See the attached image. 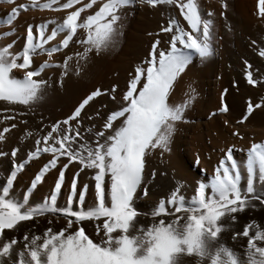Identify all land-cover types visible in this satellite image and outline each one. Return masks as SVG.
Wrapping results in <instances>:
<instances>
[{
  "label": "bare ground",
  "instance_id": "6f19581e",
  "mask_svg": "<svg viewBox=\"0 0 264 264\" xmlns=\"http://www.w3.org/2000/svg\"><path fill=\"white\" fill-rule=\"evenodd\" d=\"M64 3L67 0H36V6H31L32 0H16V5L24 4L26 7L13 18L11 8L16 5L0 0V54L8 62L15 58L17 64L22 63L29 25L32 26L33 43L42 45L29 52L28 68H13L8 78L23 80L27 71H38L39 75L32 79L44 81L38 89V98L27 105L0 99V137L5 128L9 129L17 122L22 113L17 110L22 107L42 118V123L56 122L62 125L63 135L66 129H73L67 133L72 145L94 148L98 132H102L104 137L114 136L123 125L127 114L116 117L105 128L112 113L127 107L124 95L136 77V69L140 68L142 72L133 95H137L143 87L148 62L152 59L150 54L156 55L158 66V52L170 50L173 35L191 34L201 42L204 39V24L208 22L209 56L200 57L194 49H184L177 41V47L189 54L190 64L173 81L167 103L169 107L181 110V119L172 122L173 130L167 150L157 147L144 157L141 184L133 200V207L138 212L133 223L137 228L146 230L161 219L168 223L176 215L181 217L182 222L186 220L187 212L175 213L176 204L165 203L166 214L154 217L152 213L159 207V199L171 196L172 192L184 197V207L191 206L192 197L201 183L205 185L206 197L211 195V182L216 177L217 169L221 174L223 172L220 168L222 160L224 166L230 169L233 164L236 165L232 171L239 172V187L245 193L247 154L252 145L264 147V55L261 54L264 52V15L260 13L259 0H191L199 16L195 30L185 19L188 9L181 11V6L187 5L189 0H161L155 5L148 4L147 0H78L67 9L62 7ZM45 4L51 7H41ZM105 4L117 5V20L112 25L114 37L107 47L97 51L84 43L88 32L79 27L72 34L69 44L60 47L69 31L62 27L67 15L83 9L77 18V24H82L87 16L95 15ZM109 19L110 16H105L100 22L106 23ZM170 24V31H162ZM41 26L43 36L40 35ZM54 30L56 35L52 40H47ZM154 43L155 52L152 49ZM54 47L59 51L49 56L48 51ZM249 74L253 84L248 83ZM97 90L100 95L93 97L81 109L77 118L79 126L72 120L64 125L63 121ZM249 105L252 106L251 112L247 111ZM6 111H9L8 115H5ZM99 143H105L104 139ZM229 154L233 156L232 160L227 159ZM51 158V153L37 157L16 178L13 191L35 202L56 200L58 203L68 200L69 195H72L73 201H80L76 192L80 190L79 193L84 192L80 205L93 207L96 203L95 182L87 180L91 174H88L89 177H85L87 173L84 177L80 174L82 178L77 177L76 191L72 193L71 177L78 168L77 163L69 164L61 188L55 189L57 169L67 163L66 157H63V162L57 161L56 168L46 172L37 184L30 182V178L37 175ZM84 185H87L86 189ZM103 188L106 206H110L109 177L104 179ZM254 188L257 192H264L258 165L255 168ZM31 190L33 194H29ZM145 193L148 194L145 197L140 195ZM261 206L259 200H251L243 210L226 213L218 221V226L224 227V231L214 242L224 244L241 264H246L247 239L253 237L257 230L264 232V206ZM237 207L239 209V205ZM67 219L62 213H50L44 216L43 221L48 225L51 223L60 232L66 226ZM245 226L249 228L248 237L243 236ZM100 229L103 232V228ZM94 233L93 241L98 243L95 230ZM118 234L112 233L113 236ZM254 243L258 247L264 246V240H255ZM189 256L190 259L186 260V256L185 261L181 259V262L197 264L201 260L195 255ZM221 258L226 261L223 254ZM201 262L208 264L210 259L205 257Z\"/></svg>",
  "mask_w": 264,
  "mask_h": 264
},
{
  "label": "snow or ice",
  "instance_id": "6c2138e0",
  "mask_svg": "<svg viewBox=\"0 0 264 264\" xmlns=\"http://www.w3.org/2000/svg\"><path fill=\"white\" fill-rule=\"evenodd\" d=\"M7 2L16 5V0H7ZM159 2L161 0H147L150 5ZM75 3H78V0H67V3H64L62 7L67 9ZM259 4L261 6L260 13L264 15V0H259ZM31 6H36V0H32ZM25 7L24 4L13 6L11 17L15 18L18 12ZM41 7H51V5L45 4ZM85 7H90V5H85ZM116 7L115 4H105L95 15L87 16L82 24H77V18L83 9L72 11L63 21L62 27L69 31L60 47L69 44L72 34L76 32L78 27L87 29L88 37L84 43L90 44L97 51L107 47L114 37L112 25L117 20ZM184 8L188 9L185 13V19L192 29H197L199 16L191 0L187 5L181 6L182 12ZM105 16H110V19L106 23H101L100 21ZM170 29L171 24L162 31L168 32ZM40 35L43 36L42 26ZM55 35L56 31L54 30L47 37V40H52ZM208 36V22H205L204 39L201 42H198V38H194L191 34L173 35L170 50L158 52V66L156 65V55L150 54L152 59L148 62L149 66L146 70L143 87L137 95H133L142 72L140 68H137L136 77L124 95V100L128 102L127 107L112 113L108 117L105 128L109 127L116 117H123L127 114L123 125L115 132L114 136L104 137L102 132H98L96 134V146L89 150L86 156L72 147V141L67 134L69 131H74L71 128L66 129L65 134L54 141L57 146L37 148L35 152L29 154L30 158L38 156L41 151L52 154V158L44 163L39 173L35 175L33 184L41 181L44 174L50 169L56 168L60 157H67L68 163L57 169L56 190L61 188L65 170L73 161L78 162L80 170L85 167L94 169L95 205L89 211H72L69 207L61 210V213L65 218L75 217L77 221H91L101 217L104 219L103 232H101L100 227L95 228L96 238L99 240L96 243L89 238V235L85 234L82 227L76 228L71 234L65 236V232L73 228V220L68 218L66 226L58 234L50 235V238L44 239L39 248L32 247L27 253L30 257L28 264H179L185 255H195L201 260L207 257L210 259V264H241L233 253L223 245L217 247L214 253L211 249L213 242L217 241L218 234L222 231V228L218 226V221L226 213H236L238 210H243L246 203H250L251 200H259L260 204L264 205V199H261L264 192H257L254 188V175L257 165L259 166V180L264 182V147L252 145L247 154V188L245 193H242L239 187L241 179L239 172L233 173L232 171L236 165L233 164L232 169H230L224 166L222 160L220 168L223 169V172L221 174L220 169H217L216 177L211 182V195L206 197L205 185L201 183L195 196L192 197L191 206L184 207V197H178L176 192L171 193V198L167 203L177 205L175 207L177 214L182 211L187 212L186 220L182 222L181 217L176 215L170 222L165 223L161 219L158 223H153L147 227L146 230L142 227L137 228L133 223L138 216V212L133 207V200L134 194L137 193V188L141 184L144 157L146 153H150L152 149L157 147L167 150L173 130L172 122L181 119V110L173 109L167 103L173 81L190 64L189 54L177 47V41L183 45L184 49H194L200 57H206L211 54ZM38 47H42V45L33 43L32 26L29 25L27 43L23 49V62L17 64L15 58L8 62L5 56L0 54V99L18 101L20 104L27 105L30 101L38 98V89L44 83L43 80L32 79L39 75L38 71H27L23 80L8 78L11 69L28 68L30 64L29 52L35 51ZM152 49L155 52V43L152 45ZM55 51H59V48L50 49L48 55L51 56ZM261 54L264 55V52ZM248 83H254L250 74ZM97 95H100L99 90L92 92L72 115L63 121V124L68 125L69 120H72L76 122L78 127L77 118L80 116L81 109ZM247 111H252L251 105L248 106ZM4 132H8V129L5 128ZM54 132L59 135L57 126H53L52 131L43 136L42 140L47 144ZM76 135L79 136V133ZM101 139H104L105 143L100 144L99 140ZM37 143L39 144L40 141ZM229 152L231 153V150ZM0 155L5 154L0 152ZM11 156L16 157V149L11 151ZM227 159L232 160L233 156L229 154ZM23 167L24 164H20L16 167V171ZM79 174L80 172L77 171L71 177L73 194L76 191ZM106 175L109 176L111 186L110 206H106L103 188ZM84 188L86 189L87 185H84ZM79 199L80 201L84 200L83 191L80 192ZM67 203L68 205L72 204V195L68 196ZM237 205H239V209ZM48 210L57 211L55 209ZM44 211V208L22 209L21 206L0 198V233L6 229H13L19 221L31 220L34 215H42ZM161 214H166L163 199L159 201V207L152 213L154 217ZM51 231V228L47 229L44 235L48 237ZM117 231L119 234L113 236L112 233ZM243 236H249L247 226L243 228ZM255 240H264V232L257 230L253 237L247 239L246 264H264V246L258 247L254 243ZM16 244L17 241L12 239L0 246V264H13L11 253ZM33 245H35V240H33ZM27 247L28 245L25 244V248ZM41 254L46 256V261H41ZM222 254L226 257V261L219 259ZM24 256L23 251L19 252V260L16 264H25ZM197 264H200V260L197 261Z\"/></svg>",
  "mask_w": 264,
  "mask_h": 264
},
{
  "label": "rangeland",
  "instance_id": "374dc122",
  "mask_svg": "<svg viewBox=\"0 0 264 264\" xmlns=\"http://www.w3.org/2000/svg\"><path fill=\"white\" fill-rule=\"evenodd\" d=\"M15 102L19 103L18 101H15ZM21 109L22 110L24 109V110L22 111ZM17 111H19V113L22 112L24 114L20 113L19 114L20 117L17 120V122H15L14 127L13 126L10 127L8 129V132H3L0 137V152L5 154V155H0V176L2 178V181L0 182V198H3L10 203L17 204L21 206L22 209L44 208L45 211L42 215H34L31 220L19 221L17 222L16 225H14L13 229L11 230L6 229L4 230L3 233H0V246H2L4 242H10L12 239H15L17 241V244L13 246L12 253H11V259L13 260V264H16V262L19 260V252L21 251L25 253V256H24L25 264H28V262L30 261V257L27 255V253L32 249V247L35 246L39 248V246L43 244L44 239L50 238V235L59 233L58 232L59 229L57 227L53 226L51 223H49L48 225L47 222L43 221L44 216H47V214H50V213H61V210L65 208H69V207L71 208L72 211H89L91 210L92 207H84L80 205L81 202L79 200L77 201L72 200L71 205H68L67 200H63L62 202H58V203L56 200H48L47 202L43 200L42 202L41 201L35 202L29 199L28 197L22 195V193L13 191L15 180L23 172V170L26 167H28L30 164H32L36 160L37 157L42 156L44 154L46 155L45 152L41 151L38 156H33L30 158L29 154L32 152H35L37 148L43 149L45 146H52V147L57 146L54 141L58 140L60 136L63 135V128L61 127L62 125L60 126L59 123L57 124L56 122H53V123L44 122L45 123L44 124L42 123V118H39L34 113L30 114L32 113L30 110H25V108H22V107L19 108ZM27 113L29 114V116ZM8 114H9V111H6L5 115H8ZM53 126L58 127L59 135H57V133L54 132L52 138H50V140L46 144L42 140V137L47 135L50 131H52ZM25 128H26V131H25ZM23 130L25 131V133H23ZM25 134L27 135V137L25 136ZM37 141H40V143L38 144ZM81 146L82 145H72L73 148L75 149L77 148V150L81 152L80 154L85 155V156L87 155V152L89 150L93 149L92 146H89V145L87 146L83 145L82 147ZM13 149H16V157L11 156V151ZM58 161L63 162V157H60ZM20 164H24V167L20 168L19 171H16V167L19 166ZM74 164H76V166L78 167L77 170L75 169L76 171L82 172L84 170L82 173L80 172L82 177H84L85 173H87L85 177L86 176L89 177L88 174H91L90 178H87V180L88 179L93 180V176L95 175L94 169H88L85 167L83 168V170H80V166L78 165V162L73 161V165ZM81 176L79 177L77 176V177L80 179L82 178ZM107 177L109 176L106 175L105 178ZM34 178L35 176L33 178H30L31 180L30 182H33ZM78 178L77 180L79 181ZM37 183L38 182H36L35 184ZM79 191L80 190L76 191L78 196H80ZM31 193L33 194L34 191L31 190L29 194ZM140 195L145 197V194H140ZM147 195L148 194H146V196ZM177 196H180V195H177ZM170 198L171 196H167L165 198L163 197L162 199L165 200L166 204H168L167 201ZM162 199H159V201ZM263 206L264 205H262L261 207ZM48 209H55L57 211H49ZM5 211H7V209H5ZM68 218L74 220L73 228H71L73 229V231H75L76 228L82 227L85 230V234L89 235L90 239H93L95 236V233H94L95 228L97 226L102 227L103 219H104L103 217H101L99 219L91 220V221L90 220L77 221L75 217H68ZM49 228H51L52 231L49 234V236L46 237L44 233ZM221 228H222V231H221L222 233L224 231V227H221ZM73 231H66L64 235L66 236L68 234H71ZM33 240H35V245H33ZM218 243L213 242V247L211 249L213 252H215V249L219 247L218 245H223L225 247L224 244L222 243L220 244V242ZM25 244L28 245L27 248H25ZM186 256H187L186 260L190 259L191 257L189 255H186ZM186 256H184L182 260L185 261ZM221 257L222 255L219 257V259L224 261L223 258ZM5 259H8V258H5ZM40 259L42 262H44L46 261V256L41 254ZM201 261L202 260H200V263L205 264ZM180 262L179 264H183L182 262L181 263ZM208 264L210 263L208 262Z\"/></svg>",
  "mask_w": 264,
  "mask_h": 264
}]
</instances>
